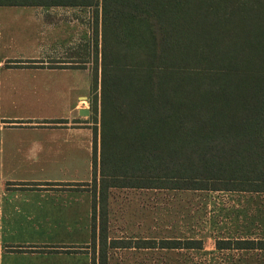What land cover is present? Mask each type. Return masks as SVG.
<instances>
[{
    "label": "trees",
    "instance_id": "trees-1",
    "mask_svg": "<svg viewBox=\"0 0 264 264\" xmlns=\"http://www.w3.org/2000/svg\"><path fill=\"white\" fill-rule=\"evenodd\" d=\"M28 6L99 19L101 127L92 182L79 185L92 195L90 264H108L115 249L204 246L111 238L112 190L264 194V0H0ZM215 245L264 251L260 239Z\"/></svg>",
    "mask_w": 264,
    "mask_h": 264
},
{
    "label": "crops",
    "instance_id": "crops-1",
    "mask_svg": "<svg viewBox=\"0 0 264 264\" xmlns=\"http://www.w3.org/2000/svg\"><path fill=\"white\" fill-rule=\"evenodd\" d=\"M80 10L0 7V264H90L92 195L79 185L92 182L94 134L79 110L94 76L74 62ZM55 102L61 116L38 112Z\"/></svg>",
    "mask_w": 264,
    "mask_h": 264
},
{
    "label": "rangeland",
    "instance_id": "rangeland-1",
    "mask_svg": "<svg viewBox=\"0 0 264 264\" xmlns=\"http://www.w3.org/2000/svg\"><path fill=\"white\" fill-rule=\"evenodd\" d=\"M4 12L0 11V16L5 15ZM80 12L79 33L75 36L77 42L74 38L72 41V52L76 54L74 62L78 63L76 64L78 68H88L89 72L79 73L78 77L85 76L87 77L85 80H90V83L97 72L98 87L97 90L92 87L81 95L86 97L88 102L86 104L82 102L80 106H87L85 109L89 110V115L79 116V124L88 125L92 128L93 134L94 129H97L99 134L101 127L99 19L96 24L95 13L91 9ZM64 54L61 55L63 59L66 55ZM85 80L79 79L80 86ZM74 82L75 80L70 81ZM64 84L66 85V81ZM30 94L27 92L24 98L32 99ZM0 96H6L2 89ZM95 102L96 106L92 105ZM30 104L23 108L24 113L32 114L35 111V106ZM37 109L40 114L46 116L51 113L57 116L62 114V107L58 102L53 103L51 108L39 106ZM19 112L18 109L13 111V114ZM97 159L99 160V153ZM83 168L81 166L79 170V179H84L88 172L85 166L84 175ZM110 197L111 238L121 241L201 238L204 246L198 251L109 250L108 264H264V251L215 249V241L218 238L264 240V194L115 189L111 191Z\"/></svg>",
    "mask_w": 264,
    "mask_h": 264
},
{
    "label": "water",
    "instance_id": "water-1",
    "mask_svg": "<svg viewBox=\"0 0 264 264\" xmlns=\"http://www.w3.org/2000/svg\"><path fill=\"white\" fill-rule=\"evenodd\" d=\"M79 115L80 116H88L89 115V110L88 109H80L79 110Z\"/></svg>",
    "mask_w": 264,
    "mask_h": 264
}]
</instances>
